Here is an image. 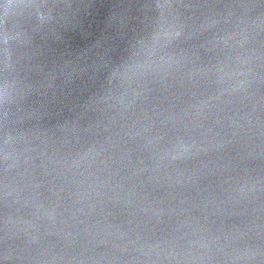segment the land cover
Masks as SVG:
<instances>
[{
  "label": "water",
  "instance_id": "95a60500",
  "mask_svg": "<svg viewBox=\"0 0 264 264\" xmlns=\"http://www.w3.org/2000/svg\"><path fill=\"white\" fill-rule=\"evenodd\" d=\"M0 264H264V0H0Z\"/></svg>",
  "mask_w": 264,
  "mask_h": 264
}]
</instances>
